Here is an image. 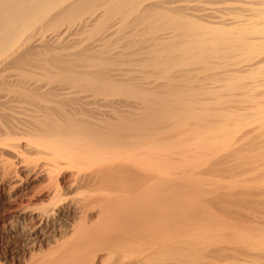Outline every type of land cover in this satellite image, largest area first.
<instances>
[{"label":"bare ground","instance_id":"6f19581e","mask_svg":"<svg viewBox=\"0 0 264 264\" xmlns=\"http://www.w3.org/2000/svg\"><path fill=\"white\" fill-rule=\"evenodd\" d=\"M147 1L152 0H0V142H6L15 156L20 151L17 133L30 122H24L25 112L29 113L25 106L26 111L19 107L26 118L19 116L25 119L11 107L6 109L10 99L39 100L43 107L59 111L66 106L79 110L99 101L112 108L114 112H109L118 114L114 118L119 120L110 122L107 115L95 124L85 112L90 106L75 115L66 112L64 120L60 118L63 122L59 114L54 119L59 112L54 109L55 116H49V111L41 120L32 119L26 129L33 134L25 130L24 136H30L35 150L48 152L42 155L53 175L71 168L76 185L80 181L81 186L76 199L67 200L55 182L48 207L31 210L18 203L14 208L18 215L10 217L0 234L19 230L26 240L40 244L49 237L51 218L73 212L62 207L69 202L79 221L62 214L58 222L62 238L48 248H38L29 258L21 256L19 264H264V217L260 216L264 215L259 214L264 206L239 208L258 197L250 195L258 186L246 174L264 173V0L221 1L225 5L219 0H153L145 11L146 15L153 11L147 16L153 22H138L142 33L126 34L136 38L134 47L117 50L130 40L124 34L123 41L118 37L120 45L113 43L126 27L124 18H143L142 5ZM207 2L226 9L219 7L222 11L209 15L212 4L202 9ZM169 6H175L174 13ZM101 7L103 12L98 11ZM95 13L100 17L96 16L94 28L80 31L79 26L90 24ZM118 14L127 16L120 15L124 18L118 23ZM166 28L169 33L162 34ZM145 44H150L151 56L146 52V60H138V69L128 65L130 69L124 70L129 67L117 64L132 61L138 56L137 48ZM150 69L152 73L145 72ZM134 79L155 84L154 91L158 85L161 91L136 86ZM99 108L98 115L102 110L107 113ZM120 108L128 113L121 115ZM125 115L135 123L127 122ZM8 162L2 163L5 168L0 173L10 179L15 165ZM232 162L242 168V180L252 183H247L252 186L247 195L243 193L247 184L241 179V185H246L242 195L227 185L224 188L231 193L212 187L221 183L219 179L213 183L216 177L237 171L228 170ZM234 179L230 186L240 188ZM263 196L257 202L264 201ZM223 202L238 208H227ZM25 213L31 218L23 217Z\"/></svg>","mask_w":264,"mask_h":264},{"label":"rangeland","instance_id":"374dc122","mask_svg":"<svg viewBox=\"0 0 264 264\" xmlns=\"http://www.w3.org/2000/svg\"><path fill=\"white\" fill-rule=\"evenodd\" d=\"M150 1V0H149ZM221 1L223 2V0H219L218 2L219 3H221ZM225 1V0H224ZM227 1V0H226ZM247 1V0H246ZM249 1H251V0H249ZM248 1V2H249ZM254 1V0H253ZM155 2V1H154ZM153 2V0L152 1H150V2H145V4H143L142 5V7L144 8L145 7V10L143 9V11L141 10V12L142 13H144V14H142L144 17L142 18H140V16H139V18L138 17H136V16H138V15H136L135 17H134V15H132L133 17H132V19L131 18H129V16H128V19L126 20V18H124V17H126L125 16V14H120V15H122V16H124V17H121L119 14V18H117L116 19V17H118V15H115V19H116V22H121L122 20H119L120 18H124L125 19V21H124V19H123V23H126V27H125V29L124 30H122L121 32H123V33H121V35L118 33V34H116L115 36H114V40H115V38L117 37H119V38H122V41L124 40V37H125V40L127 39V38H132L131 36L133 35V36H135V33H134V31H137V34H141L142 33V27H139L140 25L139 24H141L140 22H142V20H144L145 22H144V24H147V23H152L153 22V20H151V19H147V16H148V18H150V15H148V14H150V12H153V11H150V10H148L147 12H148V14L146 15L145 13V11H146V7L150 4H153L154 3ZM254 2H256V1H254ZM148 3V4H147ZM212 3H210L209 4V2H207V4L205 3V4H203V7H202V9H204V7H205V5H207V6H211L212 7V5H213V8H210L209 7V9H207V7H205L208 11L207 12H209L211 9H213L212 11H210L208 14L210 15V13H212V12H214V11H222L223 10V6L225 5L224 3H221V4H224L223 6H219L220 8L222 7V10L218 7V5H221V4H218V5H216L217 4V2L216 3H214V4H212ZM147 5V6H146ZM149 5V6H150ZM227 6V5H226ZM174 7L175 6H169V8H170V11H172L173 13L175 12V10H174ZM218 7V8H217ZM148 8V7H147ZM168 8V9H169ZM217 8V9H216ZM229 8V7H228ZM172 9V10H171ZM205 9V10H206ZM226 9V7L224 6V10ZM101 11L102 10V12L104 11V9L101 7V8H99L98 9V11ZM223 10V11H224ZM97 11V12H98ZM102 12H98L100 15H102L103 13ZM141 12H139L138 14H141ZM205 13L204 14H206L207 12L206 11H204ZM155 13V12H154ZM192 13V12H191ZM153 13H151V15H152ZM201 14V16L203 17V18H207L206 16H204V14H203V12L201 13H198V12H195V15L196 16H199V15ZM207 14V15H208ZM95 16H94V19H93V21H91L90 22V24L89 23H85V22H83L81 25H83V26H79V27H81L80 28V31H82L83 29L84 30H91L90 29V26L92 25L93 26V28H94V26H95V19H97L98 17H100V16H98V14H94ZM141 15V16H142ZM88 16V15H87ZM96 16H98V17H96ZM86 17V16H85ZM96 17V18H95ZM131 17V16H130ZM200 17V16H199ZM134 18H136V19H134ZM144 18H146V20L144 19ZM149 20H151V21H149ZM130 23V25H132V28L129 26V27H127L128 25H129V23ZM138 22H139V24H138ZM164 22V21H163ZM229 23L230 24V21H226V23ZM231 22H233V21H231ZM92 23V24H91ZM134 23V24H133ZM137 23V24H136ZM143 23V22H142ZM162 23V22H161ZM225 23V24H226ZM229 24H227V25H229ZM231 24H234V22L233 23H231ZM243 24H245V23H240V25H243ZM85 25H86V27H88V28H86L85 27ZM88 25V26H87ZM139 27L138 29L139 30H137V26ZM148 25V24H147ZM237 25V24H236ZM92 26H91V28H92ZM134 26H136V27H134ZM234 26V25H233ZM83 27V28H82ZM232 27V26H231ZM141 28V29H140ZM78 29V28H77ZM130 29V30H129ZM170 29H172V28H170ZM169 29V30H170ZM126 30V31H125ZM131 31H133L132 33V35H131ZM141 31V32H140ZM168 31V28H166V29H164L163 31H162V34H164V33H166ZM170 32H171V30H170ZM130 34L131 36L130 37H128L126 34ZM167 33H169V32H167ZM166 33V34H167ZM124 34L127 36H124ZM136 34V35H137ZM84 37L86 36L85 34L83 35ZM124 36V37H123ZM116 39L115 41L116 42H113L114 44H115V47H116V43H117V46L118 45H120L119 44V42H118V40L120 41V39ZM135 38V37H134ZM134 38L130 41V40H127V42H123V43H121V47L119 46V47H116L117 48V50H130V47H134L133 46V43H132V41L134 42L135 40H136V38H135V40H134ZM138 39V38H137ZM121 42V41H120ZM131 42V43H130ZM114 44H113V46H114ZM122 44H124L125 46L124 47H126V48H124L123 46H122ZM131 44V45H130ZM127 45V46H126ZM144 46H146V47H144ZM150 46V44H148V45H142L140 48H137V49H139V50H136V48H134V51L136 50V52L138 53V56L137 55H135V56H137V58H135V59H133V57H135V56H133L132 57V61H128V63H127V65H126V63H117V64H119V65H121V64H123V65H121L122 67H124V68H126V66H128V65H131V69H138V66H140V65H137V64H139L140 62H138V60L140 61L142 58H143V60H146L144 57L145 56H147V55H145V53L147 52V54H148V47ZM142 48V49H141ZM133 51V50H132ZM145 51V52H144ZM141 53V54H140ZM140 55H141V58H140ZM151 55L150 54H148V56L147 57H150ZM146 57V58H147ZM140 58V59H139ZM149 59V58H148ZM119 59H117V61H118ZM130 62V63H129ZM132 62H135L133 65L131 64ZM152 63V62H151ZM150 63V64H151ZM135 65H137V66H135ZM142 65V64H141ZM149 65V64H148ZM120 66V69L122 68ZM133 66V67H132ZM129 67V66H128ZM150 67L152 68V64L150 65ZM149 66L147 67V69L148 68H150ZM118 69H119V66L117 67ZM130 69V67L129 68H126V69H124V70H129ZM140 69V68H139ZM145 72H150V73H152L153 72V70L152 69H150V70H148V71H146L145 70ZM169 72V71H168ZM167 73V72H166ZM135 80V79H134ZM133 80V82H134V84H136V86H143V87H145V88H147V89H153L152 91H154L155 90V87H153V86H156L155 84H145L143 81H140V80H135L134 81ZM136 82V83H135ZM201 83H203V85L205 84V82H201L200 81V84ZM138 84V85H137ZM140 86V87H141ZM161 87L160 86H158L157 85V88H156V90L157 91H154V92H159V91H161V89H160ZM162 88H165V87H162ZM166 89H169V88H165L164 90L166 91ZM168 91V90H167ZM160 93V92H159ZM11 100V101H10ZM8 102H6V103H10L9 105L10 106H8L7 104H5L6 106H4V107H6V109L8 110V111H10L11 109H13V110H11L12 112L14 111L15 112V114L16 113H18L19 112V114H16V115H20V113H21V115L23 116L24 115V117L26 118V115H28V119L26 118V120H24V122H26L27 120H29L30 122H28L27 121V123H24L23 125H26L27 127L26 128H28V126H30V128H31V122H32V119H34V120H41V119H43L44 118V114H46V116H48L50 113H49V111L51 112V114L49 115V116H51V115H54V114H52V113H55L56 111H59V110H56V108L54 109L53 107L51 108V107H49V108H45V107H43L41 104H38V103H40L39 102V100L37 101L38 103H36V101L34 102V101H32L31 102V100H23V101H21V103H20V100H17V99H15L17 102H13L12 100H14V99H10ZM14 100V101H15ZM24 101H26L25 103H26V105H23V103H24ZM30 101V102H29ZM15 104L16 103V105H13V104ZM18 103V104H17ZM21 105H20V104ZM28 103H32V104H30L31 106L30 107H28L27 108V104ZM36 103V104H35ZM96 103L98 104L99 103V101L97 102L96 101ZM97 104H93V105H85L86 107L85 108H88L89 106L90 107H94V105H97ZM103 105H105V104H102L101 105V102L99 103V105H97V108H99V107H101V109H104V107H103ZM15 106V107H14ZM23 106H25V108H26V110H27V112H29L28 114L25 112V114H24V112L23 111H21V110H19V107H21L20 109H22V110H24V111H26L25 109H24V107ZM29 106V105H28ZM32 106L33 107H35V110H33L34 108H32ZM41 107L42 109H46L45 111H44V113L42 112V109L40 110V108L38 109V107ZM80 106V105H79ZM10 108V110H9V108ZM16 107H18V108H16ZM67 107L69 108V112H68V110H66L67 109ZM77 107H78V105H77ZM81 107V106H80ZM79 107V108H80ZM96 107V106H95ZM103 107V108H102ZM107 106L105 105V108H106ZM51 108V109H50ZM72 107H70V106H66V108H64L63 110H60L57 114L55 113V117H54V119L55 120H57L58 118L60 119V118H63L62 120H64V115H65V113L68 115V114H73V115H75L77 112H81L82 110L83 111H85L86 109L83 107V108H80L79 110H81V111H79L78 109H76V106H74V109L72 108ZM92 108L90 109V108H88L89 110H91V111H88V109L85 111L86 113H88L87 114V116L89 115V116H92L93 117V119L95 120V121H93V122H96L95 124H97V122L98 121H96V120H99V121H102L101 119L103 118H105V116H109L110 118H108V116H107V118L109 119V121L111 122L112 120H110V119H113L114 118V116L115 115H117L118 116V114H116L115 113V115H114V113L113 114H111L112 112H114L113 110H112V108H106V109H104L105 111L104 112H109V111H111L112 110V112L110 113V115L109 114H104L103 113V110L101 111L102 113V116L101 115H98V114H100V111H98V109L97 108H95V109H97V110H95L94 108V110H92ZM127 109L128 108H130V107H126ZM55 110V112H54V110ZM76 109V110H75ZM100 109V108H99ZM100 109V110H101ZM108 109H111V110H108ZM121 109V110H120ZM120 109H118V112L119 111H121V112H119V113H121V115L123 114V113H125V114H127L128 112L127 111H132L133 109L132 108H130V110H124V111H126V112H123V110H122V108H120ZM123 109H125V108H123ZM71 110H74L75 112H70ZM53 111V112H52ZM97 111H98V113H97ZM115 111H117V110H115ZM63 114H62V113ZM92 113V115H90L91 113ZM62 114V116H61V114ZM30 114V115H29ZM36 115V114H38V117H37V115H36V117L34 116V115ZM58 114H59V116L60 117H58ZM97 116V117H95V115ZM103 114H104V117H103ZM113 115V116H112ZM130 115H131V113H130ZM130 115H125V117L127 116L128 118H129V116ZM22 116H19L20 118H22ZM66 116V115H65ZM87 116H84V118L86 119V121H87V119L89 118V117H87ZM100 116V117H99ZM123 116H124V114H123ZM134 117L135 118V116L134 115H131L130 117ZM22 118V119H25V118ZM35 117V118H34ZM41 117V118H40ZM56 117H58L57 119H56ZM126 117V118H127ZM50 118V117H49ZM52 118V117H51ZM106 118V119H107ZM127 118V119H128ZM103 120V121H106L107 122V120ZM118 120V117H115L113 120H114V122L113 123H115V120ZM33 120V121H34ZM61 119H60V121L61 122H63ZM117 120H116V122H117ZM135 121H137L136 120V118L134 119ZM133 119H131V118H129V120H127V122L128 121H130L131 123L132 122H134L135 123V121H134ZM118 122H119V120H118ZM29 123V124H28ZM31 123V124H30ZM99 123V122H98ZM101 123V122H100ZM99 123V124H100ZM25 126H23V128H24ZM24 129V131L22 132V130H21V132H20V134L22 135H20L19 133H17V138H16V142L17 143H19L17 146L19 147V150L21 151H19L20 152V155H19V152L18 153H16L15 154V156H14V153L13 152H11V151H9L8 150V148L5 146L6 144L4 143V144H2L3 142H0V172H2V171H4V166L6 165V163H5V161H9V162H11V163H13V161H14V163H13V165H15V167L14 168H12L11 170L12 171H15V172H12L11 171V173H13V176H12V174H11V176L12 177H14V178H12L11 176H9V177H11L10 179H13V180H10L9 178H3L2 176H3V173H0V205L2 206H0V215H1V218H0V228H2V226H4V227H7V225H8V223L12 220L11 218H14V217H16L18 214L16 213V210H14V208H18L17 206H18V203H22L23 205H25V206H29L30 208H31V210H35V209H37V208H41V207H46L47 205L49 206V204H50V202H51V198H52V191H53V188L52 187H54V183L56 182V183H59V185H60V187H61V196L63 197V198H66L67 200H71V199H76L75 197H76V191H79V188H80V186H81V184H80V181H78V185H76L77 184V182H76V178L75 177H73L75 174V171H73V170H71V168H62L63 169V171H62V169L59 171V173L58 174H54L53 175V169H52V167L51 168H49L50 167V164L45 160L46 159V157H44V155H42V154H45L46 153V151H45V153H42V151H44V150H41L40 151V149L39 150H35L34 149V146L33 145H31V143H30V136L28 137V136H24V133H26L25 132V130L28 132V131H30V132H32V134H33V131H31V129L29 128L28 130L27 129ZM29 135H31L30 133H28ZM27 134V135H28ZM20 135V136H19ZM25 138H24V137ZM19 137H21V138H19ZM22 137H23V139H22ZM26 137H27V139H26ZM29 138V139H28ZM25 139V140H24ZM22 141V142H21ZM15 142V141H14ZM15 142V143H16ZM127 142H134V141H127ZM14 143V144H15ZM2 146H5V147H2ZM32 146V147H31ZM4 148V149H3ZM5 149H7V150H5ZM262 150H264V149H262ZM32 151H33V154H32ZM35 152L37 153V154H35ZM13 155H12V154ZM48 153V152H47ZM46 153V154H47ZM3 154V155H2ZM29 154V155H28ZM45 154V155H46ZM11 155L13 156V157H15V158H13V157H11ZM16 155H17V157H16ZM31 155V156H30ZM33 155V156H32ZM35 155V156H34ZM37 156V157H36ZM5 157V158H4ZM6 158H7V160H6ZM20 158V159H19ZM45 158V159H44ZM41 159H43V160H41ZM16 161V162H15ZM8 162V163H9ZM23 162V163H22ZM31 162V163H30ZM5 164L4 166H1V165H3V164ZM46 163V164H45ZM235 163H237V162H235ZM10 164V163H9ZM35 164V165H34ZM230 164H232V165H230ZM229 165L232 167L231 169L229 168L228 170H230V171H234V170H237V171H235V172H233V174H236V175H233V174H231L229 171H227L229 174H231L232 175V177H234L233 179H234V181L236 182L235 184H237V185H239L240 186V188H238V189H235L236 187H231L230 186V184H234L233 183V179H232V177H230V175L227 173V172H225V173H223V174H221V175H223V177L224 176H226V173H227V178H228V176L231 178V180H232V182H230L229 180L230 179H227V178H224V180H223V177L222 176H218V177H216V179L213 181V183L214 184H216V182H218V179H219V181H221V183H218L219 185H213L212 187H214V188H216V190H218L219 192H224V193H227L228 191V193H231L230 192V190H232V189H234V190H232V191H234V194H238V192H240L239 194L240 195H242V190L244 189L245 190V188L246 187H244L243 188V186H246V185H241V182L242 183H245V184H249V183H251V182H254V181H256V183H257V185H256V183H253V188H255V185L256 186H258V187H256L255 189H251V187L250 186H248V184H247V187L248 188H246L247 190H245L243 193L245 194V195H247V194H249L248 192H251V190L253 191V192H251V194L250 195H252L253 194V196H261V195H264V177H263V175H264V173H256V175H257V177H255L256 175H254L255 173H252V175H249V174H251V173H248V174H246V176H248V178H250V179H248V180H250L249 182H247V181H245V180H247V179H243L242 180V177L240 176V175H242V174H240V169H242V168H240L239 166L240 165H238L239 163H237V164H235L237 167H234L233 166V164H234V162H232V163H230ZM19 165H21V167L19 166ZM28 165V166H27ZM2 167H4L3 168V170L1 169ZM227 167H228V165H227ZM226 166H225V168H227ZM242 167V166H241ZM14 169V170H13ZM71 170V171H70ZM52 171V172H51ZM74 173H73V172ZM237 172H238V175H237ZM14 173H16L15 175H14ZM16 175H17V177H16ZM52 175V176H51ZM244 175V174H243ZM242 175V176H243ZM259 175V176H258ZM56 176V177H55ZM59 176V177H58ZM72 176V177H71ZM252 177V179H251V177ZM241 177V178H240ZM1 178H3V180L1 179ZM26 178V179H25ZM56 178V180L54 181V179ZM75 178V179H74ZM243 178H245V176H243ZM260 179L261 180V182L263 183V186H262V183L260 182V180H258V179ZM242 181H241V180ZM263 179V180H262ZM52 180L54 181V182H52ZM21 181V182H20ZM260 182L261 183V185H260V183H258V182ZM51 182V183H50ZM225 182V184H223ZM22 183V185L20 186L19 184H21ZM56 183H55V185H56ZM74 185H73V184ZM229 184V185H228ZM252 184V183H251ZM255 184V185H254ZM259 184V185H258ZM19 185V186H18ZM223 187H222V186ZM228 186V188L230 189H226V188H224L225 186ZM236 185V186H237ZM13 186H15V188L13 187ZM76 186V187H75ZM78 186V187H77ZM83 186V185H82ZM219 186V189L217 188ZM226 186V187H227ZM230 186V187H229ZM239 186H237V187H239ZM260 186H261V189L259 190H257V188H260ZM18 187V188H17ZM14 188V189H13ZM17 188V189H16ZM21 188V189H20ZM71 188V189H70ZM78 188V189H77ZM225 190H224V189ZM243 188V189H242ZM250 188V189H249ZM241 189V190H240ZM262 190V191H261ZM8 191V192H7ZM226 191V192H225ZM238 191V192H237ZM247 191V192H246ZM255 191H260L259 193H257V192H255ZM11 192V193H10ZM254 193H256V194H254ZM263 193V194H262ZM75 194V195H74ZM26 195V196H25ZM68 197H67V196ZM252 196V197H253ZM258 197H256V198H258ZM69 198V199H68ZM255 197L251 200V201H249L248 202V204L250 203H253L251 206L249 205L248 206V204L247 203H241L240 204V207L239 208H245V211H246V208H248L249 209V207H253V205H254V207H260L261 209H262V207L264 206V205H262V204H264V201L262 200L261 201V198H260V201L259 202H257L258 201V199H256ZM263 198H264V196H263ZM262 198V199H263ZM10 199V200H9ZM19 199V200H18ZM254 199H256V200H254ZM8 200H9V202H8ZM12 200V201H11ZM17 201V203L16 202H13V201ZM254 200V201H253ZM5 201V202H4ZM11 201V202H10ZM256 201V202H255ZM3 202V203H2ZM13 202V203H12ZM9 203H12V205L11 204H9ZM17 205H16V204ZM254 203H257V204H254ZM261 203V204H260ZM3 204V205H2ZM68 204V205H67ZM226 203L225 202H223V205L225 206V207H227V208H233V207H235V206H237V204L236 205H231L232 207H230L229 205V202H227V204H229V205H225ZM259 204V205H258ZM243 205V206H242ZM244 205H247V207H245ZM255 205H258V206H255ZM47 206V207H48ZM64 206V208L66 207V208H70V209H72V211L73 212H71V213H69L68 215H70V216H68V215H64V213L62 212L60 215H58V216H56L55 218H51V220H50V223H49V226H51V227H49L50 228V230H51V232H50V234H49V237L48 238H45V240H43V242L41 241V242H39L40 244H38V243H35L34 241H32V239H25V237H24V235L23 234H21L20 233V231L18 230V231H16V232H14V233H10V235H9V233L6 235V234H0V262H3V261H6L8 264H12L13 262V264H19V263H21V260H22V257H23V255L25 256V258L27 257V258H29V256H30V254L31 253H33V252H37L38 251V248L39 249H41V247L42 248H48V247H50V245L52 246V245H54L57 241H59L61 238H62V236H63V229H62V225L60 224V223H58L59 222V220L60 219H62L63 217H60L62 214V216H64V218H66L65 216H68L69 217V219L70 220H72V222H77V220L79 219L77 216V213L75 212L74 213V209H73V205L69 202V203H66V204H64V205H62V207ZM69 206V207H68ZM8 209H7V208ZM12 207V208H11ZM72 207V208H71ZM4 208V209H3ZM65 208V209H66ZM237 208H238V206H237ZM5 209H7V214H9V215H7L6 214V212L4 211ZM10 209V211L8 212V210ZM12 209V210H11ZM3 210V211H2ZM236 211V212H240V209L237 211L236 209H233V211ZM243 210V209H242ZM241 210V211H242ZM12 211H13V213H12ZM261 211H263L264 212V209H262ZM260 211V212H261ZM263 212H261V213H259V214H263L264 215V213ZM32 212H30L29 214L30 215H32L31 214ZM12 214V215H11ZM15 214V215H14ZM28 213H25V216H23V217H25V218H31L30 217V215H29ZM11 215V216H10ZM75 215H77V216H75ZM14 216V217H13ZM261 217H264V216H262V215H260ZM11 217V218H10ZM33 218V217H32ZM58 220V221H56V220ZM55 220V221H54ZM79 221V220H78ZM53 222V223H52ZM54 222H56V223H54ZM74 222V223H75ZM2 223V224H1ZM4 223V224H3ZM6 224V225H5ZM32 224H34L33 222H32ZM55 226V227H54ZM54 227V228H53ZM53 228V229H52ZM55 231V232H54ZM1 233V232H0ZM20 235V236H19ZM11 236H13V238H11ZM16 236H19V237H16ZM24 238H22V237ZM8 238V239H7ZM16 238V239H15ZM11 239H13V240H11ZM57 240V241H56ZM4 241V242H3ZM6 241V242H5ZM11 241H13L12 243H11ZM9 242V243H8ZM15 242V243H14ZM34 242V243H33ZM21 244V245H20ZM47 244V245H46ZM40 245V246H39ZM43 245V246H42ZM22 246V247H21ZM47 246V247H46ZM14 248V249H13ZM17 248V249H16ZM20 248V249H19ZM21 248H24V249H21ZM13 250V251H12ZM22 250V251H21ZM37 250V251H36ZM17 251H21L20 252V254H18V253H16ZM22 256V257H21ZM20 257V258H19ZM24 258V257H23ZM18 260V261H17Z\"/></svg>","mask_w":264,"mask_h":264}]
</instances>
